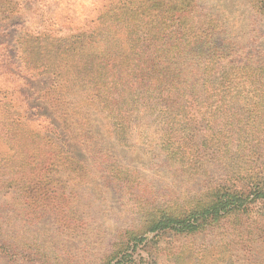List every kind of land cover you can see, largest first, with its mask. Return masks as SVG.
Returning a JSON list of instances; mask_svg holds the SVG:
<instances>
[{
	"label": "trees",
	"instance_id": "obj_1",
	"mask_svg": "<svg viewBox=\"0 0 264 264\" xmlns=\"http://www.w3.org/2000/svg\"><path fill=\"white\" fill-rule=\"evenodd\" d=\"M192 1L114 0L100 14L97 27L67 35L36 30L21 38L28 66L57 80L41 88L39 97L60 124L54 117L32 113L46 124V135L39 140L24 136L13 113L0 116V135L12 152L0 163V190L20 187L35 217L53 208L64 233L72 223L58 202L62 176L57 168L88 180L87 165L65 148L69 137L91 142L94 130L88 109L73 110L76 96L108 119L112 135L122 144L128 142L132 120L141 109L164 125L155 130V141L180 178L163 195L154 187L137 195L136 189L144 191L143 178L148 180L142 172L114 164L109 156L98 159L118 191L130 186L138 196L142 215L95 264H138L136 254L151 252L163 234L197 233L224 220L241 223L242 216H264V65L232 43L195 54L197 44L211 43L226 27L214 16L194 14ZM7 3L0 0V11L9 15L14 9ZM260 9L264 11V0H259ZM10 109L6 104L5 111ZM185 180L201 182L202 188L185 187ZM3 235L0 226V253L10 260L31 255ZM38 246L36 261L62 264L56 252L49 250L53 256Z\"/></svg>",
	"mask_w": 264,
	"mask_h": 264
},
{
	"label": "rangeland",
	"instance_id": "obj_2",
	"mask_svg": "<svg viewBox=\"0 0 264 264\" xmlns=\"http://www.w3.org/2000/svg\"><path fill=\"white\" fill-rule=\"evenodd\" d=\"M113 1L9 0L7 6L14 11L9 15L0 11V116L13 113L24 136L42 140L44 138L39 136L46 135L43 128L46 124L40 117L31 116L32 113L56 120L53 108L39 97V90L51 85L56 78L52 74H39L28 66L22 36L36 30L67 35L97 27L100 14ZM192 2L194 14L198 11L214 16L226 27L225 34L213 36L211 43L205 40L197 44L195 54L199 50H209L210 46L232 43L253 54L255 62L264 65V11L258 10L259 0ZM6 104L11 106L8 111H5ZM71 105L77 112L88 109L94 124L91 142H79L69 137L65 145L87 165L88 180L84 181L83 177L62 167L57 168L59 173L56 171L62 176V194H57L58 202L66 210L72 226L65 227L64 233L59 231L51 207L41 218L35 217L34 209L27 207V195L20 187L0 190L3 238L23 254L30 253L28 258H35L10 260L0 253V264L41 263L36 261L41 251L38 245L50 255L55 256L49 250L56 252L62 264H95L108 252L123 229L139 223L142 213L137 208L138 194L150 192V187H154L159 191L157 195H163L169 190L168 186L178 184L179 172L175 173V168L167 164L164 151L155 141L158 137L155 130L164 125L148 110L141 109L132 120L128 142L122 144L112 135L108 119L86 98L76 96ZM8 143V139L0 135V163L11 157ZM105 156L112 157L114 164L142 172L148 179L143 178L144 191L136 189L137 195H133L130 186L124 193L118 191L116 183L98 166V159ZM188 185L196 190L202 188L201 182L186 181L183 186ZM0 188L4 187L0 184ZM151 248V252H140L142 257L136 254L138 264H264V216L258 219L242 216L241 223L224 220L197 233L163 234L158 238V246Z\"/></svg>",
	"mask_w": 264,
	"mask_h": 264
}]
</instances>
